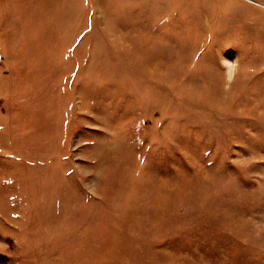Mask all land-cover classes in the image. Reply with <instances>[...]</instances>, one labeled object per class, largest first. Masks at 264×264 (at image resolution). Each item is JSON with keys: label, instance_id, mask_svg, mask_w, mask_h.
Segmentation results:
<instances>
[{"label": "rangeland", "instance_id": "1", "mask_svg": "<svg viewBox=\"0 0 264 264\" xmlns=\"http://www.w3.org/2000/svg\"><path fill=\"white\" fill-rule=\"evenodd\" d=\"M0 264H264V0H0Z\"/></svg>", "mask_w": 264, "mask_h": 264}]
</instances>
